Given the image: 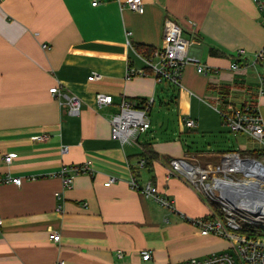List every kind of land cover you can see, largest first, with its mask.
I'll return each mask as SVG.
<instances>
[{
    "label": "crops",
    "instance_id": "obj_1",
    "mask_svg": "<svg viewBox=\"0 0 264 264\" xmlns=\"http://www.w3.org/2000/svg\"><path fill=\"white\" fill-rule=\"evenodd\" d=\"M93 1L0 0V176L22 178L0 183V264H171L227 248L228 239L204 235L194 222L211 204L172 161L210 168L230 150L264 148L247 133H232L221 113L256 103L264 121V61L253 62L264 46V7L255 0H144L139 13L126 0ZM167 18L183 27L189 54L207 72L187 63L181 83L163 87L150 68L128 74L147 68L137 47L162 46ZM95 72L101 77L90 79ZM56 85L81 98L80 114L60 104L50 90ZM98 92L111 94L113 103L98 107ZM123 98L152 99L151 109L175 108L183 122L192 117L197 125L189 132L169 125L164 133L162 121L155 132L148 114L150 128L122 144L111 116ZM220 131L232 133L234 147L205 144L202 136ZM147 144L152 164L140 165ZM84 164L88 171L69 188L54 174ZM132 178L141 186L151 181L174 208L132 187Z\"/></svg>",
    "mask_w": 264,
    "mask_h": 264
},
{
    "label": "built area",
    "instance_id": "obj_2",
    "mask_svg": "<svg viewBox=\"0 0 264 264\" xmlns=\"http://www.w3.org/2000/svg\"><path fill=\"white\" fill-rule=\"evenodd\" d=\"M261 7H264V0H255ZM97 0L93 4H97ZM127 5L139 12L145 11L144 0H126ZM128 34H131L129 31ZM190 40L183 35V27L171 18H167L163 27V44L160 47L154 48L150 55L144 56L147 68L144 70H135L130 68V76L139 74H148L149 68L154 73L157 81H168L173 84H180L184 66L187 63H196L200 72H207L206 65L200 63L199 58L189 54ZM245 54L243 48L239 49L238 55ZM264 60V46L255 53L253 62ZM239 67L238 62L231 64L232 69ZM100 74L95 72L89 78L98 79ZM260 93H264V78L261 80ZM50 90L58 95L60 104L66 106L69 114L78 115L82 110V100L75 93H68L63 89L62 85H56ZM98 107H103L113 103V96L98 92L96 94ZM138 100L123 98L120 103L119 111L111 116V131L112 135L118 138L122 144L134 143L138 136L147 131L151 126V120L147 113L152 105V99L147 100L145 107L139 106ZM229 109L221 110L225 123L228 128L235 133H247L254 138L264 143V121L259 113L258 107L243 108L228 106ZM185 123L188 127H195L197 120L192 117L185 118ZM13 153L6 154L5 160L11 161ZM241 153L233 151L227 152L222 158V163L216 167L203 168L195 164H188L184 160H173L172 165L176 170L182 172L194 185L204 194V197L211 204L212 210L206 216L198 217L194 220L197 226L200 227L201 233L204 235H214L223 237L230 241V250L226 248L203 256H192L180 261L172 262L171 264H264V212L255 204L252 207L258 210V214H254L246 209L242 204L230 202L218 188L215 187L216 178H225L228 171H241L239 166L228 165L232 164L230 158L237 157L241 160ZM146 159L140 161V165H144ZM186 167V168H185ZM88 164L84 165H64L55 175H61L64 185L71 187L74 176L80 172L88 171ZM197 169V170H196ZM193 171L195 173H193ZM224 172L222 177L216 176L213 178V183H209L208 179L215 172ZM14 181L17 184L22 183L21 176H0L1 182ZM115 181V178H110L106 185H110ZM131 186L140 188L146 196H153L162 205L167 208H174V199L158 193V187L147 182L145 186L132 178ZM202 188L205 190H202ZM61 197L60 192L57 193ZM216 206L214 207L213 206ZM218 206V207H217ZM58 210H62V205L59 204ZM3 219L0 217V224ZM52 239L60 240L58 232L51 233ZM123 256V252L118 253ZM144 259H150L152 254L148 250L142 251Z\"/></svg>",
    "mask_w": 264,
    "mask_h": 264
},
{
    "label": "water",
    "instance_id": "obj_3",
    "mask_svg": "<svg viewBox=\"0 0 264 264\" xmlns=\"http://www.w3.org/2000/svg\"><path fill=\"white\" fill-rule=\"evenodd\" d=\"M241 160V171H243L247 176H254L255 178L246 177L240 179L239 181H234L232 176L226 174L225 178H216L214 180V185L230 202L242 204L250 212L258 214V210L252 207L254 202L251 200L258 197L260 199H264V184L260 179L262 174L255 171L253 167L255 166V168L264 171V162L262 159L254 156H244L241 157ZM250 168L252 170H250ZM248 197L250 198L248 199ZM241 200H246L247 202H243Z\"/></svg>",
    "mask_w": 264,
    "mask_h": 264
},
{
    "label": "rangeland",
    "instance_id": "obj_4",
    "mask_svg": "<svg viewBox=\"0 0 264 264\" xmlns=\"http://www.w3.org/2000/svg\"><path fill=\"white\" fill-rule=\"evenodd\" d=\"M184 35H186V33H184ZM261 63V62H260ZM259 63L258 66L261 67V64ZM161 86L165 87L168 85V82L165 81L163 83H160ZM170 89L169 90H176V88H174V86H169ZM174 107V106H173ZM151 110V112H150ZM147 113L148 114H151V118L154 120V130L153 131H159L160 130V122L164 121V125L161 129L162 132L166 133L167 131V127L169 125H172V126H179L181 128L182 131H188L189 132V129H187V125L185 123V121L183 122L184 118L183 116L184 115H180L178 114L177 112H175V108L174 110H169L167 109V107L165 106L164 109L161 111L158 107L153 106V109H148L147 110ZM150 117V116H149ZM187 127V128H186ZM191 129V128H190ZM194 129V128H193ZM233 133V131H231ZM231 132H228V131H220V132H215V133H212V132H208V134L206 133L205 136H202V137H205L204 139V142L206 144V141L207 142H210V143H213L214 145H219V146H214V147H218L219 149H229V148H232L234 147L233 145V141L236 142L234 140V137L232 136V133ZM185 133V132H183ZM192 133V132H191ZM195 134H199L200 136L203 135L200 131H195L194 132ZM209 134L211 135V138H208L210 137ZM187 135V134H186ZM186 135H185V138H186ZM217 136L219 138H217ZM225 136V139H222L220 137H223ZM228 138V139H227ZM230 140V141H229ZM190 145H193V143L189 142ZM231 145V146H230ZM194 146V145H193ZM258 155V154H256ZM244 156H247V155H241V157H244ZM232 160V159H231ZM262 160L264 162V155L262 157ZM222 163V160L220 161V164ZM202 166L204 167L205 166V163L202 162ZM228 175L232 176L233 180L234 181H239L240 179H243V178H246V177H251V178H255L254 176H247L243 171H228L227 173ZM224 175V172H215V174H212L210 176V178L208 179L209 183H213V178L216 177V176H220L222 177ZM264 184V183H263ZM264 186V185H263ZM202 190L204 191L205 193V190L202 188ZM206 194V193H205ZM214 206V204H213ZM216 207V206H214ZM218 207V206H217ZM227 250H230V245L226 248ZM214 252V251H213ZM212 253V252H211Z\"/></svg>",
    "mask_w": 264,
    "mask_h": 264
},
{
    "label": "trees",
    "instance_id": "obj_5",
    "mask_svg": "<svg viewBox=\"0 0 264 264\" xmlns=\"http://www.w3.org/2000/svg\"><path fill=\"white\" fill-rule=\"evenodd\" d=\"M137 49L140 51V52H143V53H146L147 55H150L151 52H153L154 48H145L143 46H138ZM212 53L214 54H219V51L217 49H212L211 50ZM238 55V54H237ZM241 56V55H239ZM239 60V59H238ZM259 61H264V60H259ZM139 102V106H142V107H145L144 104L147 102L145 98H140V100H138ZM245 106H249L250 108H254V107H257V104L256 103H251V104H243L242 107L245 108ZM151 108V107H150ZM190 128H193V127H190ZM154 150H152L150 148V146L145 145V151L143 152V155H144V158L146 159V165H151L152 164V160H151V156H154ZM234 150H230L229 152H233ZM238 152H240L242 155L244 153H249V154H255V156L259 159H262L263 155H264V148H261V149H257V150H254V152H249L247 150H237ZM156 156H157V152H155ZM258 154V155H256ZM264 233V232H262Z\"/></svg>",
    "mask_w": 264,
    "mask_h": 264
},
{
    "label": "bare ground",
    "instance_id": "obj_6",
    "mask_svg": "<svg viewBox=\"0 0 264 264\" xmlns=\"http://www.w3.org/2000/svg\"><path fill=\"white\" fill-rule=\"evenodd\" d=\"M232 159V160H231ZM230 161L232 162V164H230V165H228V168H230V167H232V166H236V164L239 166V164H240V168H242V160H240V159H238L237 157H234V158H230ZM250 166V165H249ZM253 167V166H252ZM248 168V167H247ZM253 169L255 170V171H258V173H260V174H262V176H260V179H261V181H262V183H264V171H261V170H259L258 168H255V166L253 167ZM197 170V169H196ZM250 170H252L251 168H250ZM193 173H195L194 171H193ZM250 197H248V199H249ZM241 201H243V202H247L246 200L244 201V200H241ZM240 201V202H241ZM252 202H254V204L256 205V206H258L263 212H264V199H260L259 197L258 198H253L252 200H251Z\"/></svg>",
    "mask_w": 264,
    "mask_h": 264
}]
</instances>
